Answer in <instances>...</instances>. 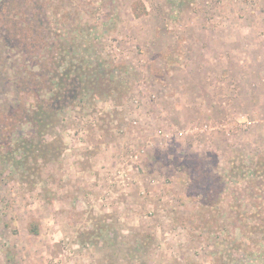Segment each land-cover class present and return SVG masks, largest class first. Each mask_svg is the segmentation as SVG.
<instances>
[{
	"label": "rangeland",
	"instance_id": "1",
	"mask_svg": "<svg viewBox=\"0 0 264 264\" xmlns=\"http://www.w3.org/2000/svg\"><path fill=\"white\" fill-rule=\"evenodd\" d=\"M6 1L39 37L0 50V264H264V0ZM59 42L115 77L42 145L20 87Z\"/></svg>",
	"mask_w": 264,
	"mask_h": 264
},
{
	"label": "trees",
	"instance_id": "2",
	"mask_svg": "<svg viewBox=\"0 0 264 264\" xmlns=\"http://www.w3.org/2000/svg\"><path fill=\"white\" fill-rule=\"evenodd\" d=\"M6 2V0H0V12L4 11V15H0V23H3V34H1L3 43L1 44L0 50L6 52L4 48L8 47L7 49L11 54L21 59L27 58L26 56L29 55L28 51H37L38 46L36 44H38L39 36L35 32H32L33 37L30 38L29 33H24V29L22 33L15 24L11 26L6 23V16L10 12ZM132 10L136 17L145 11L140 2L134 3ZM18 15L21 16V13H18ZM6 25L10 27L7 28ZM7 40L9 44L5 42ZM56 45L54 46V50L56 49L55 53L57 54H53L51 57L49 62L50 66L48 64H39L36 61L30 64L39 66L40 74H38V83L32 86L24 85L20 87L22 90L19 89L20 92L27 91L26 93H29L28 95H30L29 91L36 92L35 95H32L34 102L29 104L31 107H24V116L25 122L32 127L36 135L42 140V145L48 144V142L44 143L46 141L45 138L49 136L52 128H55L57 116L61 109L69 106L72 102L74 103V100L78 99V97L81 99L89 90L95 92L102 88L104 89L106 83L115 77V68L113 69L107 66L103 68L102 66V69H100L99 63L81 60V58L74 62L72 58L70 59L71 50L68 48L67 43L59 42ZM21 71L32 74V70H26L24 67L23 70L18 71L17 69L16 73ZM119 73L120 69L118 67V82L122 80L119 77ZM17 85L19 86V84ZM25 141L27 140L15 141V148L10 149L6 159L11 164L13 163L17 166L23 165V155L20 150L24 149L23 144ZM20 154L21 157L18 156ZM259 219L264 222V217H260ZM252 227L256 229L262 228V223L251 225L250 228ZM30 231L34 234L37 233V230L33 228Z\"/></svg>",
	"mask_w": 264,
	"mask_h": 264
},
{
	"label": "built area",
	"instance_id": "3",
	"mask_svg": "<svg viewBox=\"0 0 264 264\" xmlns=\"http://www.w3.org/2000/svg\"><path fill=\"white\" fill-rule=\"evenodd\" d=\"M136 157V154L134 155V158Z\"/></svg>",
	"mask_w": 264,
	"mask_h": 264
}]
</instances>
